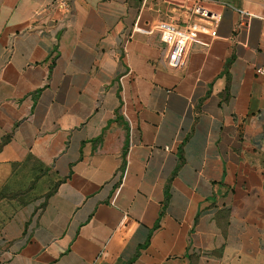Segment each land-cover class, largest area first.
<instances>
[{"label":"crops","instance_id":"crops-1","mask_svg":"<svg viewBox=\"0 0 264 264\" xmlns=\"http://www.w3.org/2000/svg\"><path fill=\"white\" fill-rule=\"evenodd\" d=\"M258 67L264 0H0V264H264Z\"/></svg>","mask_w":264,"mask_h":264},{"label":"built area","instance_id":"built-area-1","mask_svg":"<svg viewBox=\"0 0 264 264\" xmlns=\"http://www.w3.org/2000/svg\"><path fill=\"white\" fill-rule=\"evenodd\" d=\"M61 4L64 8H67L66 2H62ZM192 11L195 15L209 20L211 26L198 25L192 29L187 26L180 28L170 21H157L151 24L150 31H158L161 35V39L165 45L166 64L171 68L180 67L185 63L187 54L193 44L208 45V43L199 40L195 36L196 31L208 33L212 37L217 35L216 27L221 20L220 12L206 8L198 3L193 6ZM243 23L247 24V21H243ZM256 72L263 75L264 67L256 68Z\"/></svg>","mask_w":264,"mask_h":264},{"label":"rangeland","instance_id":"rangeland-1","mask_svg":"<svg viewBox=\"0 0 264 264\" xmlns=\"http://www.w3.org/2000/svg\"><path fill=\"white\" fill-rule=\"evenodd\" d=\"M5 196H7V197H13V199H17L18 201H20L21 203H22V201L25 199V197L24 196H22V194L21 193H13V194H5V193H3L2 191H0V201H1V199L3 198V197H5ZM9 198V199H10ZM27 198V197H26ZM12 210H16V206H13L12 208H8V209H4V208H0V236H1V228H2V225H1V223L3 222V220L5 219V217L7 216V213L8 212H10V211H12ZM6 243H2L1 241H0V250H1V246L3 245H5Z\"/></svg>","mask_w":264,"mask_h":264}]
</instances>
